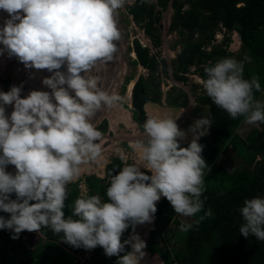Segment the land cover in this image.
I'll return each mask as SVG.
<instances>
[{
	"label": "clouds",
	"instance_id": "9594fccd",
	"mask_svg": "<svg viewBox=\"0 0 264 264\" xmlns=\"http://www.w3.org/2000/svg\"><path fill=\"white\" fill-rule=\"evenodd\" d=\"M127 2L0 0V10L8 14L0 27V55L7 50L26 68L52 73L42 81L51 93L33 90L21 98L22 85L0 91V211L10 214L0 216V229L10 230L12 239L25 230L48 228L62 233V241L77 249L100 246L106 256L118 258L116 264H141L147 243L135 229L154 222L162 197L184 217L204 210V178L212 168L199 140L208 135L212 120L199 118L185 131L168 111L151 116L146 112L149 118L143 127L148 140L130 145L143 163L126 165L111 176L107 202L96 195L81 196L73 202L71 215L65 214L68 185L79 178L82 165L98 162L102 154V133L93 118L104 108L128 106L123 105L125 96L102 90L101 78L93 74L117 52L122 34L116 17ZM245 60L225 57L206 67L203 87L232 119L264 123V102L254 96L261 91L259 77L245 78ZM64 66L66 71L61 70ZM8 105L14 106L10 117ZM189 132L191 142L182 147ZM9 165L15 166V174L7 171ZM239 212L244 221L240 235L264 242V196L246 199ZM212 215L208 209L197 223ZM130 227L133 234L122 242ZM180 228L186 232L192 224ZM129 245L131 251H126Z\"/></svg>",
	"mask_w": 264,
	"mask_h": 264
},
{
	"label": "trees",
	"instance_id": "16d2710c",
	"mask_svg": "<svg viewBox=\"0 0 264 264\" xmlns=\"http://www.w3.org/2000/svg\"><path fill=\"white\" fill-rule=\"evenodd\" d=\"M147 1L135 0L133 6L131 5L133 8L130 13L133 15V21L139 23L147 35L153 39V43L158 45L161 37L152 29V20L155 16L153 5H148ZM168 3V0H157V4L162 8H165ZM184 3L189 6L184 8ZM172 5L175 9L173 28L179 32V38L174 41V44L181 45L172 66L174 77L186 81L191 66L204 63L198 72L205 81L207 79L205 68L214 65L221 58L229 57L226 49L219 45H213L210 50L205 47L214 37L215 29H218L221 24L225 33L235 31L240 37L241 49L247 52L245 78L250 79L256 75L261 84V91L254 92L257 98L264 90V0H185L182 2L173 0ZM159 11L161 12L162 9L157 10L155 14ZM196 32H199L201 36L195 37ZM226 40L229 38L227 37ZM134 42L137 52L134 63L144 65L150 74L147 80L141 77L136 83L133 80L131 88H128L127 96L131 97L130 93L134 86L132 105L138 110L137 121L144 125L149 118L144 110L146 101H161L160 82L153 81L158 60L156 55H151L149 48L142 46L138 39ZM101 68L105 70V78L100 72ZM93 74L101 78V82H104L107 89L110 85L114 88L117 80H113V84L108 83L113 76L107 65L99 63L93 70ZM186 96L187 93L179 89L178 95L168 96L166 102L169 105L184 107L188 104L185 101ZM182 97L184 99H181ZM196 101L211 103L213 107L212 127L208 135L199 140V143L204 145L202 156L212 168L211 172L206 170L204 178L206 192L201 197L204 200V210L195 217H187L192 222V228L186 232L181 231L184 233L182 237H179L183 243L181 249L170 252L168 249L161 248L154 239L150 240L151 243L146 248L153 252L158 251L164 259V264H264V242L256 240L253 236L244 238L239 231L244 222L239 209L244 205V201L256 196H264V123L258 122L260 127L254 126L246 136L242 137L238 133L234 134L233 128L239 125L243 117L232 119L226 111L213 103L204 88L202 93L198 94ZM123 105L126 106L125 103ZM99 112L100 114L96 116L106 115L105 110ZM190 142L181 141V146L187 147ZM228 144L232 146L231 149ZM230 151L235 152L242 161L231 172L218 162L221 155H230ZM258 156L261 159H257ZM122 166L123 162L119 158L109 163L106 166L108 175L106 181L95 175L87 176L85 182L89 189L83 195L77 184H73V187L71 185L68 188L69 197L65 202L66 216L71 215L72 204L78 197L96 195L107 202L106 190L110 186L111 176L119 174ZM10 168V166L7 167L8 172ZM12 198L15 199L14 194ZM169 203L166 198H161L157 203L155 218H161ZM208 209L212 210L213 215L197 223ZM0 216L10 218V214L2 211ZM73 218L76 219V217ZM181 224L185 223L180 221L175 223L176 227H180ZM131 229L130 227L125 231L122 242L129 239ZM40 231L47 241L44 245H37L31 250L24 244L21 235L18 239H12L10 230L0 229V264H116L117 262L116 256L109 258L105 255L104 249L99 246L90 263H79L76 256L65 249L64 244H59L62 233L57 235L48 228H41ZM126 251H129V246H126ZM124 254L121 253V255Z\"/></svg>",
	"mask_w": 264,
	"mask_h": 264
},
{
	"label": "rangeland",
	"instance_id": "374dc122",
	"mask_svg": "<svg viewBox=\"0 0 264 264\" xmlns=\"http://www.w3.org/2000/svg\"><path fill=\"white\" fill-rule=\"evenodd\" d=\"M168 1L169 3L165 8L160 7L157 4V0L147 1L148 5H153V12L155 16L152 20V29L154 33L159 34L161 37V42L158 45H155L153 43V39L149 35H147L145 29L141 27L139 23H137L135 20L133 21L134 18L130 13V10L131 8H133L132 6L135 0H128L125 7L119 10V15L116 17V19L118 21V28L122 34L121 39L116 42L117 53L114 54L113 60L108 63H104L109 67L113 76V78H110V82L108 83L113 84V80L117 81L114 83V88L111 85L110 87L108 86L110 90L105 87L104 82H101L100 87L102 88V90H105L110 94L115 93L126 97L125 104L128 105L126 109L131 113V118L137 124L138 129L137 132L133 131L132 129L127 128L124 124L119 123L118 121L115 125H111L109 119L110 111H112L111 109L116 106L112 107L111 109L108 108V111L105 115L106 117L104 115L94 117V121L92 120V123L95 125L97 130L101 131L102 133L101 140L98 141V143L101 144L102 148L101 157L99 158L98 162H90L89 164L82 165L79 178L68 185V188H70L71 185L73 187V184H77V187L82 195L87 193L89 189L88 185L85 182L86 177L89 175H95L106 181L108 179L106 166L113 160L118 158L121 159L123 162L122 168L133 163L137 165H141L143 163L140 155L135 153L130 145L137 140H143L146 143L148 137L145 134L144 127H142L143 125H141L139 122L137 123L136 117H138V110L133 107L132 98L127 95L128 88H131L133 80L137 81L139 77L147 80L150 73L144 65L141 66L140 64L134 63V60L137 58V52L135 51V40L138 39L142 46L149 48L151 55L154 54L157 57L158 68L153 81L156 83L160 82L159 89L161 93L159 94V96L161 97L162 101L167 103L166 100L168 96L175 97L178 95L179 89H182L187 93L186 97L189 98L188 104H194L195 102H197L196 99L198 94L202 93V90L204 88V80L200 76L198 70L200 66L204 65V63L191 66L187 74L188 79H186V81L178 80L173 75L172 66L178 51L181 49V45L174 44V41L179 38V32L177 29L173 28V19L175 12L174 6L172 5L173 0ZM182 1L185 0H180V2ZM188 6L189 4L184 3V8H187ZM160 9H162V11H159V13L155 14V12ZM7 18L8 14L3 10H0V27L4 26V21ZM200 36L201 34L199 32H196L195 37ZM227 37L229 38V40H226ZM213 45H219V47L225 48L227 54H229L228 56L231 58L240 60H245V58H247V52L242 51L241 49V40L238 33L235 31L225 33L224 27L221 26V24H219L218 29H215L214 37L207 45H205V47L207 50H210L212 49ZM0 48H4V46L0 44ZM245 62H247V60H245ZM125 64L127 65L126 67ZM34 70L36 71L37 69L26 68L25 65L20 62L17 57H9L7 50H5L4 53L0 55V91L8 92L13 85H22V98L23 91L25 90L24 86L28 85L26 89L29 88L30 91L47 90V92L51 93L52 90L45 85H43V88L34 85V80L31 77ZM100 72L105 78L104 68H101ZM51 75L52 73L48 72L45 77H50ZM106 81H108V79ZM111 88H113V91H111ZM181 99L184 98L182 97ZM256 99L264 102V90ZM188 104L182 108L186 109ZM5 107L6 115L10 117L12 111L14 110V106L8 105ZM97 114H100V112H98ZM183 117L184 113L181 112L177 116V123ZM254 126L260 127L258 123L251 125L247 124L244 122V118H242L239 122V125L233 128V133H238V135L244 137ZM190 139H192V135L189 132L188 138L185 141H191ZM228 147L229 149L232 148V146L229 144ZM229 154L230 155L227 154L225 156L221 155L220 159L218 158V162L222 165V167L231 172L236 166L240 165L242 161L235 152L230 151ZM258 158L260 157H257V159ZM15 172V167H11L10 173L15 174ZM101 199L102 201H104L103 198ZM169 206H171V208H169V210L166 209L161 218H155L153 223H150V225L148 224V227L143 228L141 231H139L138 234L141 235L140 233L146 232L147 229L148 238L147 241L145 240L147 245L151 243V239H155L157 244L161 241V246L164 247L163 249L173 251L181 249L183 247V243L180 241L179 237H182L184 233L181 232L180 227H176V221H180L185 224H192V222L188 220L187 217L176 214L175 212L173 213L172 211L174 209L172 205ZM132 231L133 230L131 229L128 237H130V233ZM20 235L23 238L24 244L31 250L34 249L37 245H44L47 241V238H45L41 231L28 232L25 230L24 232L20 233ZM58 242L59 244L66 245V247L68 248L73 247L67 243H64L60 239ZM129 251H131L130 245Z\"/></svg>",
	"mask_w": 264,
	"mask_h": 264
},
{
	"label": "water",
	"instance_id": "95a60500",
	"mask_svg": "<svg viewBox=\"0 0 264 264\" xmlns=\"http://www.w3.org/2000/svg\"><path fill=\"white\" fill-rule=\"evenodd\" d=\"M189 102V98L185 100ZM144 110L148 115H153V113H165L171 111L176 117L183 112V108L181 106L169 105L165 102L147 100L144 105ZM184 117L177 123L178 126L187 131L190 125H193L195 121L199 118H208L211 119L213 115V107L211 103L208 102H195L194 104H189L184 110ZM264 162V160H263ZM11 167H15L9 165ZM141 171L145 172L147 175L151 176L152 173L145 168H141ZM150 183V181H149Z\"/></svg>",
	"mask_w": 264,
	"mask_h": 264
},
{
	"label": "bare ground",
	"instance_id": "6f19581e",
	"mask_svg": "<svg viewBox=\"0 0 264 264\" xmlns=\"http://www.w3.org/2000/svg\"><path fill=\"white\" fill-rule=\"evenodd\" d=\"M4 20V19H3ZM6 20V19H5ZM3 24V23H2ZM117 55V54H116ZM125 68V67H124ZM62 71H66V66L62 67L61 69ZM48 74V72L44 69V70H34L32 72V75L31 77L33 78L34 80V85L37 87H41L43 88V79L46 78L45 75ZM28 85H25L24 86V91H23V96L22 98H26L29 93L31 92L27 88ZM101 86V84H100ZM45 89V88H44ZM47 91V90H46ZM71 91V90H70ZM74 93V92H73ZM72 93V94H73ZM13 106V105H12ZM10 110V108H9ZM105 112L107 113L108 111V108H104ZM112 111H110V115H109V119H110V122H111V125H115L117 123V121L119 123H122L124 124L127 128H130L132 129L133 131H136L137 132V124L133 121V119L131 118V113L123 106H118L116 105V107H114L113 109H111ZM185 109H183V112H184ZM10 112V111H9ZM150 116V115H149ZM135 132V133H136ZM140 134V133H139ZM136 138V137H135ZM138 138V137H137ZM132 139V138H131ZM102 173V172H101ZM148 224L149 223H146L144 225H138L135 229V232L138 233L139 231H141V229H143L144 227H148ZM150 225V224H149ZM133 234V231L130 233V236ZM147 256V255H146ZM141 263H144L146 264V257L141 261Z\"/></svg>",
	"mask_w": 264,
	"mask_h": 264
},
{
	"label": "crops",
	"instance_id": "0c3cea01",
	"mask_svg": "<svg viewBox=\"0 0 264 264\" xmlns=\"http://www.w3.org/2000/svg\"><path fill=\"white\" fill-rule=\"evenodd\" d=\"M162 102V101H161ZM164 102V101H163ZM191 140V139H190ZM182 142H188V141H182ZM220 159V157H219ZM169 205H171L169 203ZM167 206L166 209L169 210V208H171V206ZM173 213L175 212L174 210L172 211ZM145 228V227H144ZM142 230V229H141ZM152 232H153V229H152ZM139 233V232H138ZM140 237L141 239H144L147 241V238H148V235H147V229H146V232L144 233H140ZM155 240V239H154ZM158 245L161 247V248H164L163 246H161V241L158 243ZM65 247V249H67L68 251H70L71 253H73L74 255L80 251L81 248L77 249L75 247H71V248H68L66 247V245H63ZM146 253H147V256H146V264H164V259L162 258L161 254L156 251V252H153V251H150L148 250L147 248L144 250ZM170 252H174L169 250ZM90 263V262H89ZM141 264H144V263H141Z\"/></svg>",
	"mask_w": 264,
	"mask_h": 264
},
{
	"label": "built area",
	"instance_id": "2783aa9c",
	"mask_svg": "<svg viewBox=\"0 0 264 264\" xmlns=\"http://www.w3.org/2000/svg\"><path fill=\"white\" fill-rule=\"evenodd\" d=\"M98 247L99 246H97L94 250H85L84 248H81V250L75 254L76 260L79 261V263H89L95 255Z\"/></svg>",
	"mask_w": 264,
	"mask_h": 264
}]
</instances>
